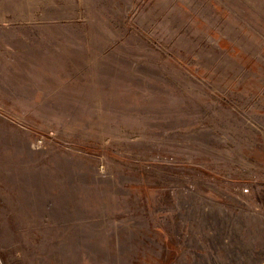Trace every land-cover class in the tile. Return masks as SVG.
<instances>
[{
	"label": "rangeland",
	"instance_id": "1",
	"mask_svg": "<svg viewBox=\"0 0 264 264\" xmlns=\"http://www.w3.org/2000/svg\"><path fill=\"white\" fill-rule=\"evenodd\" d=\"M0 264H264V0H0Z\"/></svg>",
	"mask_w": 264,
	"mask_h": 264
}]
</instances>
